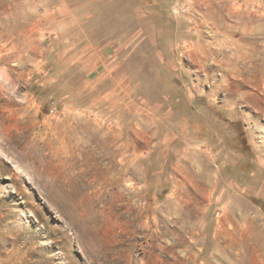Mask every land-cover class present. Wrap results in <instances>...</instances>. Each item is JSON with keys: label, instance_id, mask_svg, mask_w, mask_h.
<instances>
[{"label": "rangeland", "instance_id": "obj_1", "mask_svg": "<svg viewBox=\"0 0 264 264\" xmlns=\"http://www.w3.org/2000/svg\"><path fill=\"white\" fill-rule=\"evenodd\" d=\"M0 264H264V0H0Z\"/></svg>", "mask_w": 264, "mask_h": 264}, {"label": "bare ground", "instance_id": "obj_2", "mask_svg": "<svg viewBox=\"0 0 264 264\" xmlns=\"http://www.w3.org/2000/svg\"><path fill=\"white\" fill-rule=\"evenodd\" d=\"M205 43V42H204Z\"/></svg>", "mask_w": 264, "mask_h": 264}]
</instances>
